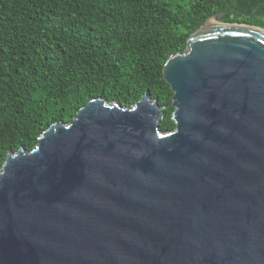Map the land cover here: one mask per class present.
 <instances>
[{
    "label": "water",
    "instance_id": "obj_1",
    "mask_svg": "<svg viewBox=\"0 0 264 264\" xmlns=\"http://www.w3.org/2000/svg\"><path fill=\"white\" fill-rule=\"evenodd\" d=\"M206 19L144 95L89 100L0 170V264H264V29Z\"/></svg>",
    "mask_w": 264,
    "mask_h": 264
},
{
    "label": "trees",
    "instance_id": "obj_2",
    "mask_svg": "<svg viewBox=\"0 0 264 264\" xmlns=\"http://www.w3.org/2000/svg\"><path fill=\"white\" fill-rule=\"evenodd\" d=\"M219 12L264 29V0H0V170L94 98L131 106L147 95L173 130L163 65Z\"/></svg>",
    "mask_w": 264,
    "mask_h": 264
},
{
    "label": "rangeland",
    "instance_id": "obj_3",
    "mask_svg": "<svg viewBox=\"0 0 264 264\" xmlns=\"http://www.w3.org/2000/svg\"><path fill=\"white\" fill-rule=\"evenodd\" d=\"M217 23H220V24H224L225 22L222 20V21H216Z\"/></svg>",
    "mask_w": 264,
    "mask_h": 264
},
{
    "label": "bare ground",
    "instance_id": "obj_4",
    "mask_svg": "<svg viewBox=\"0 0 264 264\" xmlns=\"http://www.w3.org/2000/svg\"><path fill=\"white\" fill-rule=\"evenodd\" d=\"M211 20H213L214 22H216L214 19H211ZM217 23V22H216ZM218 24H220V23H218Z\"/></svg>",
    "mask_w": 264,
    "mask_h": 264
}]
</instances>
